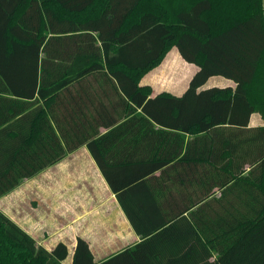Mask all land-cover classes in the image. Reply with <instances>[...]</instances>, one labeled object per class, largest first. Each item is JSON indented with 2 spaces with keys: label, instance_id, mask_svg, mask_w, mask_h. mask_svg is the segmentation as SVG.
I'll return each mask as SVG.
<instances>
[{
  "label": "trees",
  "instance_id": "16d2710c",
  "mask_svg": "<svg viewBox=\"0 0 264 264\" xmlns=\"http://www.w3.org/2000/svg\"><path fill=\"white\" fill-rule=\"evenodd\" d=\"M173 47L198 70L152 96L141 80ZM216 75L235 87H204ZM254 112L264 0H0V196L86 144L140 237L99 262L78 237L72 264H264ZM67 256L0 209V264Z\"/></svg>",
  "mask_w": 264,
  "mask_h": 264
},
{
  "label": "crops",
  "instance_id": "0c3cea01",
  "mask_svg": "<svg viewBox=\"0 0 264 264\" xmlns=\"http://www.w3.org/2000/svg\"><path fill=\"white\" fill-rule=\"evenodd\" d=\"M191 66L192 72L184 77L189 81L198 70L195 64ZM153 70L141 84L151 85L145 79H155ZM188 84L173 94L181 95ZM210 86L235 87V82L216 75L204 85ZM158 93L152 92V96ZM249 124L264 125V119L254 112ZM109 127L101 125L100 132L105 133ZM139 153L128 154L127 149L118 155L137 157ZM0 209L47 249L65 243V264H72L78 237L88 242L96 262L140 240L86 144L0 196Z\"/></svg>",
  "mask_w": 264,
  "mask_h": 264
},
{
  "label": "rangeland",
  "instance_id": "374dc122",
  "mask_svg": "<svg viewBox=\"0 0 264 264\" xmlns=\"http://www.w3.org/2000/svg\"><path fill=\"white\" fill-rule=\"evenodd\" d=\"M191 65L187 61H184L177 47H173L166 54L161 64L152 71L155 79L145 80L151 83L153 92H181L189 82V79H184V77L186 74L190 75V72H192L191 67L193 66ZM255 113L260 114L259 112Z\"/></svg>",
  "mask_w": 264,
  "mask_h": 264
}]
</instances>
